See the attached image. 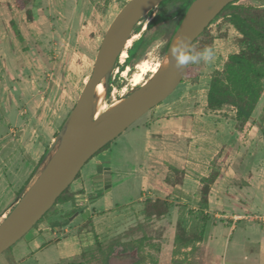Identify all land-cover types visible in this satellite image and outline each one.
<instances>
[{
  "label": "rangeland",
  "instance_id": "1",
  "mask_svg": "<svg viewBox=\"0 0 264 264\" xmlns=\"http://www.w3.org/2000/svg\"><path fill=\"white\" fill-rule=\"evenodd\" d=\"M128 1L31 0V14H23L26 22L36 17V23L23 28V40L15 33L17 27L11 24L8 15H4L7 20L3 15L0 18V221L3 211L10 204L6 215L12 210L24 188L35 179L56 148L68 114L92 73L104 33ZM180 2H168L163 8L167 18L150 28L147 25L158 12V6L135 24L129 38L136 37L129 47L123 48L106 77L105 91L101 95L107 101L105 105L113 96L120 99L130 94L153 74L183 17ZM237 3L264 7V0ZM3 6L2 13L8 14ZM240 38L224 14L213 19L191 45L189 70L174 91L83 165L69 191H76L81 183L82 193L93 195L97 187L104 186L103 180L98 179L102 172L95 173L96 170L110 162V190L100 189L101 192L96 193L103 197L101 207L110 204L115 208L110 216L107 214L104 221L89 228L91 221L81 232L77 225L88 218L91 210L82 215L79 212L82 207L77 208L75 202L59 203L39 224L0 254V264H128L138 255L132 250L137 245L127 249L128 243L137 239L141 231L150 236L152 244H158L156 254L169 258L170 253L162 254L160 249L183 254L177 253L180 246L172 239L174 233L182 234L183 230L189 233L188 238H193L191 245L203 233L204 240L189 252L190 261L184 253L183 261L174 260L175 264H264V81L252 119L243 126L235 120L232 106L211 110L206 100L211 76L222 70L229 54L241 50ZM23 46L29 49L24 50ZM131 49L137 53V58L129 63L127 57ZM172 126L177 129L182 126L180 137L183 135L193 142L195 148L206 149H200L197 178L201 173L217 172L222 174V180L207 192L211 204L207 203L206 207L200 205L201 179L200 184L194 182L188 188V193L175 191L172 202L168 196L167 200L174 204L168 213L161 217L148 216L144 210L146 198L158 196V188L154 186L166 181V177L158 179L154 175L164 176V168L172 160L159 157L158 170L150 166L158 156L156 151L169 158L171 144L166 143L179 137V133H171L174 135L171 139L172 135H162V130L170 132ZM155 128L159 130L156 136H162L163 143L152 136ZM203 133L208 140L205 141ZM213 138L218 141L213 142ZM157 140L158 150L154 147ZM174 175L176 180L179 174ZM86 202L92 203L91 200ZM74 209L75 215L71 214ZM160 218L166 221H158ZM64 220L68 232L62 235L57 232V236L67 242H52L39 249L37 243H42L47 229L53 233L59 226L56 222ZM231 220L235 228L230 230ZM136 223L140 225L135 227ZM95 233L99 235L94 236ZM163 234L169 235L170 242L160 241ZM72 237L84 244L80 252L79 241L74 248L68 242ZM123 242L127 243L125 247ZM125 250H132L125 252L132 256L128 255L123 262L126 257L119 254ZM147 250L142 249L143 264L151 263L145 256ZM195 251H199L200 257L196 258ZM207 258L209 262L204 263Z\"/></svg>",
  "mask_w": 264,
  "mask_h": 264
},
{
  "label": "water",
  "instance_id": "2",
  "mask_svg": "<svg viewBox=\"0 0 264 264\" xmlns=\"http://www.w3.org/2000/svg\"><path fill=\"white\" fill-rule=\"evenodd\" d=\"M160 1L129 0L110 22L97 51L92 73L68 114L56 148L0 222V254L43 217L98 150L174 91L188 66L193 41L233 0H193L173 33H179L180 43L166 72L138 86L118 108L94 121L92 98L95 86L103 78L106 82L135 24ZM207 12L210 14L205 18ZM170 43L171 39L169 46ZM103 184L106 191L110 189L111 170L108 166L103 169Z\"/></svg>",
  "mask_w": 264,
  "mask_h": 264
},
{
  "label": "trees",
  "instance_id": "3",
  "mask_svg": "<svg viewBox=\"0 0 264 264\" xmlns=\"http://www.w3.org/2000/svg\"><path fill=\"white\" fill-rule=\"evenodd\" d=\"M22 1L23 0H19L17 2L20 4ZM170 1L171 0L160 1L158 4V12H156L155 16L148 23L147 28H150L154 23L167 18L166 12L163 8ZM192 1L193 0H181L179 4V11L182 16ZM238 1L239 0H233L225 5L224 8L215 16L214 20L217 19L219 15L224 14L230 24L241 35L240 42L242 44V48L239 52L229 54L222 70L215 71V73L211 76L206 100L207 106L211 110L221 109L225 105L232 106L235 109V120L239 125L243 126L252 119L254 110L263 91L264 7L237 3ZM150 12L151 11L148 13ZM28 14L30 13L27 11V15ZM11 24L13 25V22H11ZM15 33L20 35L17 30ZM142 39L143 38L139 39V41L141 42ZM196 39L193 42H195ZM168 46L169 42L165 46V52ZM136 58L137 53L134 49L129 50L127 61L131 63L135 61ZM188 70L189 66H187L185 73H187ZM102 102L104 104L107 101L106 99H103ZM108 143L101 149L106 147ZM79 175L80 173H78L76 177ZM218 175L219 173L217 172H210L207 177L202 178V208L208 205V198L206 195ZM157 184L154 186L155 188L157 187ZM69 190L70 186L59 195L56 202L50 209L54 208L59 203L69 201L75 202V193ZM168 196L169 195H166L165 198H146V204L144 207L145 214L148 216L161 217L168 213L171 207L170 202L167 200ZM50 209L43 216H45ZM71 214H76L75 209L71 211ZM42 219L43 217L36 223V225L39 224ZM65 223H67L66 220L56 222L55 225L61 226ZM175 237H177L176 240L182 241L181 233H177ZM191 241L193 242V238L192 240L188 238L186 242L189 243Z\"/></svg>",
  "mask_w": 264,
  "mask_h": 264
},
{
  "label": "crops",
  "instance_id": "4",
  "mask_svg": "<svg viewBox=\"0 0 264 264\" xmlns=\"http://www.w3.org/2000/svg\"><path fill=\"white\" fill-rule=\"evenodd\" d=\"M17 1H19V0H0V8H3L4 7L3 5H5V10H8L7 11L8 14H3L2 11H1V9H0V18L3 17L4 15H8V18L9 19L11 18L9 21L10 22H13V25H15L17 27V30H19L18 32L21 35V40H23L24 39V36H23L24 35L23 28L25 26H29L30 24L36 23V17L34 19L31 18L28 22H26L25 21V18H24L25 15L23 14V12L24 13L25 12L27 13V11H28L31 14V10H30L31 8L29 7V5H30L29 3H30L31 0H23L20 4H18ZM24 2H26V3L24 4ZM16 4H17V6H15ZM4 18H5V20L8 19L5 16H4ZM5 20L2 21V24H3V22ZM25 23H27V25ZM27 47L28 46H23V49L24 50L29 49V47L28 48ZM172 127H173V129L170 132H168L169 130H166L165 128L164 129L162 128L164 130V131L162 130V135H163V133H165L164 135H172L171 139L174 136L171 133H175V134L176 133H179V137L176 136V137H174L172 139V142L166 143L167 145L168 144H171L170 145V151H171V153L169 154L170 155L169 158L164 157L161 154V152L156 151L157 152L156 154L158 156L156 158H154V161H153V163L150 166V168H154L155 167L158 170V168L160 167V165H159L160 164L159 163L160 162L159 161V157H163L166 160L167 159L172 160L171 163H169V164L167 163L168 165L165 166V168H164L165 174H163L164 176H161L160 174H155L154 175V178H158V179H161V178L163 179V178L166 177V181L163 182V184H166V186L165 185L162 186L163 185L162 183L157 184V187L156 188H158L159 190L156 189V193L158 192V193H163V195L164 194L165 195H170V200H169L170 202L173 201L172 198H173V193L175 191H180L181 190L183 192L188 193V190H189L188 188L191 185L193 186V183L194 182H197V183L200 184L201 179L208 176L205 173H201L202 175L199 178H197L198 171L200 170V167L199 166L201 165V160L198 157H200V154H201L200 151H202V150L203 151L204 150L206 151V149L205 148H202L200 146L197 147V148H195L193 142H189L183 135L180 137V134H183V132H181V130L183 128L182 126L181 127L179 126L178 129L176 128L177 126L176 127L175 126H172ZM174 129H177V130L175 131ZM154 131H155L153 133L154 135H152V136H156L157 133L159 132V130L156 129V128L154 129ZM166 132H168L170 134H167ZM203 135H205L204 136L205 141L208 140V138H206V134L203 133ZM156 137H158V136H156ZM182 137H184L185 139L182 140L181 139ZM158 138H160L159 141H161L162 143L164 142V140L162 139V136L161 137H158ZM159 141L157 140V142L154 143V147H155L156 150L159 149L157 147L158 146L157 144H159ZM212 141L215 142V141H218V140L213 138ZM148 146H150L149 145V141H148ZM200 149H202V150H200ZM193 151H195L196 153L193 152ZM194 156H196L195 159H194ZM106 166L110 167V170H111V179H112V168L110 166V162H108V161L106 163H103V166H101V168L98 169V171L96 170L95 173L102 172L103 168L106 167ZM154 171H155V169H154ZM156 172L157 171H155V173ZM175 172H178V174H179V176H177L178 178L176 180L174 179ZM101 176H99L100 178H98L100 181L103 180V172H102V175ZM179 178H181V180ZM98 179H96V180H98ZM221 180H222V174H219L218 177H217V179H215V181L211 185L210 191H212L213 189H215V186L217 185L218 182H221ZM81 185L82 184L79 183V187H76L75 188L77 190L76 191H73L75 193V195H74V197H75V206L77 208H78V206H81L82 207V208L79 207L80 208L79 209V212H81L82 215H83L84 212H87L88 210H91L90 215L88 216V218H90V220L88 218H85V219H83V222H81V223H79L77 225V227L80 228L81 229L80 231L82 232L83 230H86L87 225L91 221L92 222L89 224V228H92L93 225L96 226V224L99 221H104L106 219L105 216H107V214L110 216L109 213H112L115 208H112V206L110 204H107V206L105 205V207H101L100 206V203L103 200V197H102V195H98L96 193H99V192L103 191L104 186L97 187L96 188V189H98L97 192L95 194L91 195V194H88L89 192L82 193V189L83 188L81 187ZM102 185H104L103 182H102ZM100 189H102V190L100 191ZM158 193L156 194V195H158L156 197L163 198V196L159 195ZM83 194H85V196ZM86 200H89V201L91 200L92 203H88V202H86ZM208 204L209 205L211 204V199L210 198H208ZM173 205L174 204H171V206H173ZM200 205H201V203H200ZM11 206H12V204L8 205L7 208H6V211H8L11 208ZM93 208H94V213L92 212ZM6 211L5 212L3 211V213L1 214V220H2V217H5L6 216ZM160 219L161 220H158V221H161V222L162 221H166V219H162V218H160ZM106 222H105V228L108 227V225L106 224ZM231 222L232 223L230 225V230L233 229V228H235V224L233 223V220H231ZM71 224L72 223L70 221V225ZM103 225H104V223H103ZM138 225H140V223H136L135 227H137ZM213 226L215 227V224H213ZM94 229H95V227H94ZM203 230H205V228H203ZM91 231H92V229H91ZM101 231H103V230L101 229ZM57 232L60 235H62L63 232H68V227H66L64 225L56 226L55 231L53 233H52V231H50V229H47V232L45 233L44 240L41 241L42 243H37V247L42 250L46 246V244H48V243H52V242H55L56 244H58V243L59 244L66 243L67 242V239H65V238H63V239L62 238H59V235L57 236ZM97 232H98V230H97ZM98 233H95L94 236L99 235ZM199 233H201V230H199ZM140 234L141 235H139V237L137 239L135 238L133 240V239L130 238L131 239L130 240L131 242L128 243L130 246L127 249H131V247H132L131 245L136 244L137 247L134 246V248L132 250L133 251L135 250L134 253H136L138 255H135L134 257H136V258H134L132 261L131 260L128 261L129 262L128 264H143V261H144V258L143 257L144 256H143L142 249H145V248L148 249L147 251H145V256L147 255L148 256L147 258L150 259L149 261L151 263H149V264H175L173 262L174 260L175 261L176 260L178 261L179 259H181V261H183V258H185L184 255H183L184 253H186L187 259L190 261V257H191L190 255L191 254L189 255V252H193V249H194L195 246L198 247V246L201 245L202 241L204 240V235H205V233L201 234V237L199 239H197V241L194 244L191 245L190 243H187L186 242V240H188L187 238L189 236V233L188 232L186 234V230H183L182 231V234H181L182 241L181 240L180 241L176 240L177 237H175V236H176L177 233H174L172 235V239H173V241H176V242L178 241V244L180 246V249H179V251L177 250V253H183V254H174L173 251H170V249L169 250H165V251L162 250V249H160L161 250L160 252L162 254L163 253L164 254H166V253L169 254L170 253L169 256H168L169 258H167V257L163 258V255L156 254L158 252V248H159L158 244H152V240L150 239V236H148L143 231H141ZM165 236H167V240L165 239L166 238ZM47 237L50 238V239L48 240ZM168 237H169V235L163 234L162 239H160V241L161 242H163V241H166L167 242L169 240ZM73 238L74 237L70 238V240H68V242H70L71 243V247L74 248L76 241H79V240L77 238L76 239L75 238L73 239ZM51 239H53V240H51ZM123 241H127V240H123ZM183 241H185V242H183ZM169 242H170V240H169ZM181 242H183V243H181ZM82 245H84V244H82V242L79 241V244L77 245V247L79 248V252H80V250L82 248ZM122 245H123V247H125L127 245V243L126 242H123ZM145 245H147L148 247H145ZM173 248L174 247H172V249ZM132 250H125V251H122L119 254L120 256L122 255L123 257H126V258L123 259L124 260L123 262H126L127 261L126 260L127 259V256L130 255V254L127 255L126 253L128 251L131 253ZM262 251L264 253V243H262ZM197 252H199V251H195V253H194L195 256H196V258L200 257V255H199L200 253L198 254ZM130 256H132V254ZM137 256H139V259L137 258ZM157 256L159 257V260H158ZM205 258H206V256H205ZM130 259H131V257H130ZM207 260H208V258L205 260L204 263L209 262ZM125 264H127V263H125ZM178 264H185V262L184 263H178Z\"/></svg>",
  "mask_w": 264,
  "mask_h": 264
},
{
  "label": "bare ground",
  "instance_id": "5",
  "mask_svg": "<svg viewBox=\"0 0 264 264\" xmlns=\"http://www.w3.org/2000/svg\"><path fill=\"white\" fill-rule=\"evenodd\" d=\"M216 1L219 2L220 0H216ZM128 14H129V12L124 16V18L126 16H128ZM209 14L210 13L207 12L205 14V18L208 17ZM134 37H136V35L131 36V38H129L126 41V44H125L124 47H129L132 44V42L134 40ZM179 43H180V35H179V33H175L174 35H172L170 46H169L168 50L165 52V54L162 56L157 68L155 69L153 74L143 84L148 83L152 78H154V77H156L158 75H161L164 72H166L168 63H169L173 53L175 52V50L178 48ZM105 85H106L105 78H103L95 86V89H94L93 98H92V117H93L94 121H98L99 119H101L106 114H108L111 111L115 110L121 104H123L126 101V99H127V95L121 97L120 99L115 98L113 96V98L110 101V103L104 105L103 102H102L103 99H102L101 95H102L103 91H105L103 89L105 87Z\"/></svg>",
  "mask_w": 264,
  "mask_h": 264
},
{
  "label": "flooded vegetation",
  "instance_id": "6",
  "mask_svg": "<svg viewBox=\"0 0 264 264\" xmlns=\"http://www.w3.org/2000/svg\"><path fill=\"white\" fill-rule=\"evenodd\" d=\"M104 168H105V167H104ZM104 168H103V169H104ZM102 172H103V170H102Z\"/></svg>",
  "mask_w": 264,
  "mask_h": 264
}]
</instances>
